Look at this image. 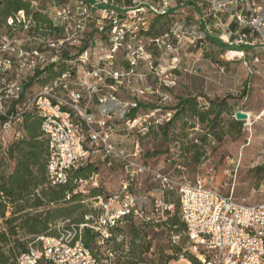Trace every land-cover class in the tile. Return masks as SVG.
<instances>
[{"label":"built area","instance_id":"2783aa9c","mask_svg":"<svg viewBox=\"0 0 264 264\" xmlns=\"http://www.w3.org/2000/svg\"><path fill=\"white\" fill-rule=\"evenodd\" d=\"M258 1L263 3L261 7H257ZM29 2L30 8L43 10L57 31L47 35L35 31L36 25L25 11L9 18L1 30L3 153L12 141L24 137L26 115L35 111L43 118L42 131L49 141L52 185H65L69 172L91 163L98 154L109 165L122 163L125 177L119 192L102 204L103 214L95 223L84 224L79 230L81 233L85 226L93 229L99 248L110 259L114 258L108 248L111 230L132 212L139 213L133 190L141 187L139 179L152 175L159 182L161 196L178 189L181 220L190 249L201 264H264V201L242 205L217 188L182 182L172 172L165 174L141 160L142 140L151 128L174 116L173 111L162 114V108L153 103L161 91L179 85L181 72L187 71L183 65L186 50L202 52L207 45L206 32L212 31L210 21L222 30L220 40L226 46L253 45L250 37L264 42V17L260 18L264 0ZM204 6L206 11L195 20L190 10ZM156 15L166 16L169 26L159 35L149 36ZM228 15L235 19L236 29L225 19ZM202 24L207 31L202 30ZM234 52H228L227 57ZM63 62L71 67L47 85H39L33 97L38 72ZM28 88L34 90L26 99ZM161 98L163 102L168 99L163 93ZM153 205L154 216L174 209L160 196ZM38 239L40 246L23 254L17 264H99L80 238Z\"/></svg>","mask_w":264,"mask_h":264},{"label":"rangeland","instance_id":"374dc122","mask_svg":"<svg viewBox=\"0 0 264 264\" xmlns=\"http://www.w3.org/2000/svg\"><path fill=\"white\" fill-rule=\"evenodd\" d=\"M255 3L257 7H261L263 4L261 1ZM263 17L264 11L260 15V18ZM3 29L5 27L0 28V33ZM251 38L249 42H253V45L245 46L242 44L224 48L222 45L225 44L224 41L218 40L219 43H216L217 48L214 49L207 40V45L203 48L202 52H194L190 49L186 50L183 65L187 68V71L181 72L179 85L171 89V91H161V95H158L153 103L154 106H160L163 111L161 113L165 114L166 111L172 112L178 103L175 101L180 97L185 99L196 98L200 112L202 113L210 107L211 102H227L228 107L232 111L231 115H223L219 119V122H221L216 130H211L208 122L202 124L196 118L188 117V119L183 120L178 118L176 120L175 125L177 128L184 129L188 133V137L184 139L185 147L193 143L201 146L203 143H201L200 139L204 138V136L208 137V144L205 146L206 155L204 158L206 159L198 166L187 165V158H179L181 147L178 146L175 154L179 158L177 159L179 160L180 167L175 168L174 174L182 182L189 184L201 182L208 187L217 188L227 195H232L235 202L242 205H252V203L264 201V52H262L264 42L259 41L257 38H254V40ZM240 47H248L247 49L250 50L246 51ZM231 50H236L235 52L237 50L238 52L239 50L244 51L245 56L243 57L238 53L233 55L231 53L232 55L227 57L228 52H231ZM259 50L262 51L259 52ZM247 52L251 53L249 57H247ZM37 87L39 86L36 85L35 90L33 89V97L38 92ZM33 90L28 88L26 99L31 96L29 93ZM162 93L166 97H174V100L170 101L167 99L166 102H163L161 98ZM237 112L239 113V117L248 118L247 121L239 120L243 122L241 133H238L235 129L234 132L228 133L218 140L215 134L222 128L227 130L229 127L228 121L234 122L237 120ZM163 124L167 123L163 121ZM178 133H181L180 130H178ZM124 134V132L120 133V135ZM127 145L129 150L132 151V145L130 143ZM155 151L157 152L158 149ZM153 153L151 150L148 151L149 156L156 155H153ZM145 157L146 155L141 159L142 162L145 161ZM172 157L170 156V158ZM91 161L94 162L89 164H93L97 168L96 175L93 179L87 181V184L79 183L76 192L88 194L91 189L100 187L101 191L104 192L103 196L100 199H87L85 204L89 209L96 210L102 215L104 210L102 204L106 203L114 194L119 192L125 171L124 167L118 164L113 165L109 169L107 165L110 162L101 159L100 156L97 157V155ZM155 166V168H158L159 165ZM158 169L165 174L173 170L169 166H159ZM138 183L141 184V187L133 190L134 195H137L139 198L136 207L139 213L132 212L135 221L139 220L143 222L154 219L153 222L156 224L165 221L167 218L164 216L152 215L154 199L159 196L163 198L157 191L153 198L148 195L152 189H158L156 181L151 177L145 176L143 179H139ZM146 197H148L149 201H147ZM168 201L175 205L172 212L174 214L178 205H181L178 189H175L169 195ZM68 224L69 221H60L56 226H53L52 230L54 229L57 235L65 241H72L75 239L77 230L74 225L68 230ZM123 226L128 227L129 225L123 224ZM146 232L149 236L147 241L151 243V248L146 255H143L142 259H147L154 264H192L188 258L190 256L196 257V255L190 249V242L186 241V233H169L165 230L164 226L146 228ZM128 234L129 228L126 234L124 233L123 235L126 245L130 242ZM122 241V237H120L118 243ZM39 243L41 244V241L37 239L34 248L39 247ZM176 247H181L183 253L177 260L168 263L166 258L167 256L174 255L172 248ZM129 248V246L124 248L125 255L129 254ZM185 253H189L188 258H186Z\"/></svg>","mask_w":264,"mask_h":264},{"label":"trees","instance_id":"16d2710c","mask_svg":"<svg viewBox=\"0 0 264 264\" xmlns=\"http://www.w3.org/2000/svg\"><path fill=\"white\" fill-rule=\"evenodd\" d=\"M30 0H0V28L5 27L7 20L15 17L20 11H25L28 18H31L33 28L43 34H53L57 31L52 25V20L46 16L41 9L30 8ZM152 28L147 35H159L169 26L168 18L163 15H156L153 19ZM211 44L219 43L218 40L210 39ZM225 47L226 45L222 44ZM250 54L247 52V57ZM71 58V57H70ZM71 65L67 62L49 66L44 71L38 72L35 76V85L45 86L51 80L61 76ZM178 103L173 108L174 116L167 124L159 125V131H150L149 135L160 133L162 138H167L169 143L181 147L179 158H187V165H200L206 158L205 146L208 144L207 136L201 138V146L191 144L185 147L184 139L188 133L184 129H178L175 122L178 118L188 119L196 118L200 123L208 122L211 130H216L220 125L219 119L223 115H231V108L226 101L211 102L209 108L203 113L200 112L199 104L196 98H178ZM132 118L135 117L133 114ZM227 130L220 129L215 134L217 139H221L228 133L238 131L241 133L243 122L236 120L230 122ZM43 118L35 111L26 115L24 125V137L18 141H12L6 154L3 153L0 144V264H17L18 259L23 254L29 252L35 247L39 237L54 238L59 237L52 228L58 222L69 221L67 228L75 226L77 230L76 240H82L83 245L98 260L99 264H154L147 259H142L151 248V243L147 241L148 233L146 228L164 226L169 233H186V226L181 220V205H178L175 213L165 210L164 217L167 219L156 224L154 219L145 221H135L133 214L126 217L121 224L111 230L112 240L108 243L110 252L114 258L104 253L98 246V235L90 227L85 226L79 233L80 227L84 224L95 223L99 219L100 212L86 207L87 199H98L102 197L101 188H94L88 194L76 192L79 183L89 181L96 175L97 168L93 164H87L82 168L71 171L68 174V180L65 185H52L48 176L50 147L49 141L42 131ZM180 130L181 133H178ZM154 133V134H153ZM191 155V156H190ZM168 158V166L179 168V158ZM146 162V160L144 161ZM124 167L123 164L113 162ZM183 164V163H182ZM161 171V170H160ZM152 177V175H146ZM175 191L167 190L163 194V201L168 205V197ZM168 201V202H167ZM175 208V205H173ZM123 224L129 225L124 227ZM130 242L126 245L124 233L128 231ZM187 235V234H186ZM120 237L122 242L118 243ZM186 241L189 242L187 235ZM38 245V244H37ZM40 245V243H39ZM114 245V246H113ZM126 246H129V254L125 255ZM37 247V246H36ZM138 250V252H137ZM173 256H167L166 261L170 263L177 260L183 253L181 247L172 248ZM188 258L189 253H185ZM189 261L192 264H201L195 256H190Z\"/></svg>","mask_w":264,"mask_h":264},{"label":"crops","instance_id":"0c3cea01","mask_svg":"<svg viewBox=\"0 0 264 264\" xmlns=\"http://www.w3.org/2000/svg\"><path fill=\"white\" fill-rule=\"evenodd\" d=\"M206 9H207V6H204V7H194V8H192L191 10H190V12L192 13V17L196 20V19H198V20H200V18H201V14L202 13H204L205 11H206ZM232 16V15H231ZM228 19L229 20V24H230V27L232 28V29H236V22H235V19H229L230 18V15H228V16H226L225 17V19ZM211 23V33H207L206 32V35L208 36V43L209 44H211V42H210V39H212V40H220V35L219 34H221L222 32V30L221 29H216V28H214L213 27V21H210ZM202 30L203 31H207L206 29H205V26H203V24H202ZM211 46L212 47H214V49H216L217 48V46H216V44H211ZM234 46V45H233ZM240 48H243V49H245L246 51L247 50H250V49H247V48H245V47H240ZM255 51H258L257 49H254ZM263 50V51H262ZM262 50H259V52H264V49H262ZM236 51V50H235ZM253 51V50H252ZM237 52H238V50H237ZM238 53H245L244 51H240L239 50V52ZM249 54H251V53H249ZM246 59H247V57H246ZM126 98V97H125ZM125 98H122V99H125ZM167 98L170 100V101H173L174 99V97H171V96H167ZM177 99V98H176ZM126 100V99H125ZM175 102H178L177 100L175 101ZM159 126V125H158ZM158 126L157 127H153V128H151L153 131L152 132H157V131H159V129H157L158 128ZM154 134V133H153ZM142 144H143V156H145L146 155V157L144 158L145 160H146V162H149V163H151L153 166H155V165H159V166H162V167H165V166H168V158L170 157V156H173L174 155V157L175 158H178V156L175 154V152L177 151L176 149V146L175 145H172V143H169V141H168V139L167 138H162V135L160 134V133H158L157 135H152V134H148V136H146L143 140H142ZM158 149V151L156 152L155 150H157ZM149 150H151L152 151V153L153 152H155V153H153V155L154 154H156L155 156H149V154H148V151ZM101 157V159H103V157L101 156V154H99V155H97V157ZM96 160V159H95ZM94 161H91V163H93ZM118 163H120V162H118ZM122 164V163H121ZM113 165H115V164H113L112 163V165H107V166H109L108 168L110 169V168H112L113 167ZM159 166H158V168H159ZM156 167V166H155ZM158 168H156L157 170H159ZM124 177V176H123ZM123 177H122V180H121V184L123 183ZM152 179H154V178H152ZM155 180V179H154ZM156 183H157V185H158V187H159V182L158 181H156ZM121 184H120V186H121ZM157 190H153L152 189V191H149V193H148V195H150V196H152V195H155V192H156ZM136 196V199H137V201H136V203H138V200H139V198H138V196L137 195H135ZM147 198V201H149L148 200V197H146Z\"/></svg>","mask_w":264,"mask_h":264},{"label":"water","instance_id":"95a60500","mask_svg":"<svg viewBox=\"0 0 264 264\" xmlns=\"http://www.w3.org/2000/svg\"><path fill=\"white\" fill-rule=\"evenodd\" d=\"M236 118H237V120H244V121H247L248 120V118H246V117H239V113L237 112L236 113Z\"/></svg>","mask_w":264,"mask_h":264},{"label":"bare ground","instance_id":"6f19581e","mask_svg":"<svg viewBox=\"0 0 264 264\" xmlns=\"http://www.w3.org/2000/svg\"><path fill=\"white\" fill-rule=\"evenodd\" d=\"M232 54L234 55V54H237V53L234 52V53H232ZM232 54H231V55H232ZM240 55H241V54H240Z\"/></svg>","mask_w":264,"mask_h":264}]
</instances>
